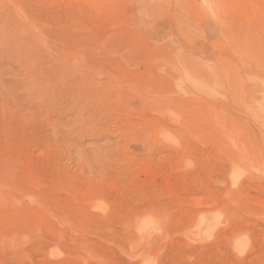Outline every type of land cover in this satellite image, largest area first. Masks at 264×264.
Returning <instances> with one entry per match:
<instances>
[{"label":"rangeland","instance_id":"obj_1","mask_svg":"<svg viewBox=\"0 0 264 264\" xmlns=\"http://www.w3.org/2000/svg\"><path fill=\"white\" fill-rule=\"evenodd\" d=\"M0 264H264V0H0Z\"/></svg>","mask_w":264,"mask_h":264}]
</instances>
